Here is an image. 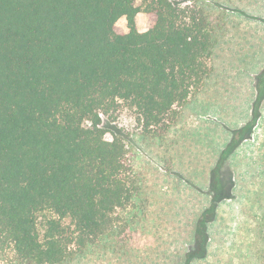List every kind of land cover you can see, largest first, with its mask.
Listing matches in <instances>:
<instances>
[{
	"label": "trees",
	"instance_id": "1",
	"mask_svg": "<svg viewBox=\"0 0 264 264\" xmlns=\"http://www.w3.org/2000/svg\"><path fill=\"white\" fill-rule=\"evenodd\" d=\"M138 1L0 0L3 264H66L103 239L118 249L132 239L147 188L126 139L107 138L103 115L126 109L144 140L164 139L212 75L220 30L198 2ZM234 145L213 170L203 234L233 198L224 167Z\"/></svg>",
	"mask_w": 264,
	"mask_h": 264
},
{
	"label": "rangeland",
	"instance_id": "2",
	"mask_svg": "<svg viewBox=\"0 0 264 264\" xmlns=\"http://www.w3.org/2000/svg\"><path fill=\"white\" fill-rule=\"evenodd\" d=\"M182 1L203 4L219 24L213 73L164 139L144 140L126 109L115 118L103 115L107 138L117 134L126 139L129 160L145 181L146 208L135 217L125 249L103 239L66 264H264V38L260 35L264 4ZM248 5L256 11L241 8ZM231 11L263 24L252 27L248 21L243 25L232 18ZM148 18L144 11L137 15L139 30H144ZM118 28L128 31L125 17ZM252 35L262 39L263 46L256 42L253 48ZM248 123L251 126L236 133ZM233 141L235 150L224 170L234 178V195L218 204L215 218L206 225L203 244L199 219L212 202V173Z\"/></svg>",
	"mask_w": 264,
	"mask_h": 264
},
{
	"label": "crops",
	"instance_id": "3",
	"mask_svg": "<svg viewBox=\"0 0 264 264\" xmlns=\"http://www.w3.org/2000/svg\"><path fill=\"white\" fill-rule=\"evenodd\" d=\"M256 1H262L261 2V4L263 5L264 3V0H254V2H256ZM237 7H241V6H237ZM242 9H244V10H246V12L248 13V12H251L252 10H255V9H252V7H250L249 5L248 6H243V7H241ZM256 11V10H255ZM231 13V16H232V18L234 19V20H237V21H240V23L241 24H245L246 22H248L247 20H246V17L244 16V14H242V13H240V12H238V11H231L230 12ZM239 17V18H238ZM230 23H232V19L230 20ZM260 23H262V22H259V21H253V22H251V21H249V24L253 27H260L261 26V24ZM263 24V23H262ZM260 32H261V34L260 35H262V39L264 38V28H262V26L260 27ZM258 34V33H257ZM252 39L253 40H255V43L252 45L253 46V48L255 47V44H256V42H257V44H259V45H261V46H263L262 45V43H261V41H262V39H261V41H259V40H257V39H254V35H252ZM260 42V43H259ZM264 47V46H263ZM212 64V63H211Z\"/></svg>",
	"mask_w": 264,
	"mask_h": 264
}]
</instances>
